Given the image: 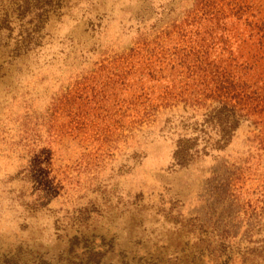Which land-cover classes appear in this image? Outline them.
<instances>
[{
  "label": "rangeland",
  "instance_id": "374dc122",
  "mask_svg": "<svg viewBox=\"0 0 264 264\" xmlns=\"http://www.w3.org/2000/svg\"><path fill=\"white\" fill-rule=\"evenodd\" d=\"M200 1L0 0V264H264V122L157 101Z\"/></svg>",
  "mask_w": 264,
  "mask_h": 264
},
{
  "label": "trees",
  "instance_id": "16d2710c",
  "mask_svg": "<svg viewBox=\"0 0 264 264\" xmlns=\"http://www.w3.org/2000/svg\"><path fill=\"white\" fill-rule=\"evenodd\" d=\"M200 2L197 13L188 16L187 31L202 46L220 33L237 62L221 67L205 59L190 66L188 58V76L175 67L169 71L162 66L170 81L164 92L158 93L157 101L165 109L183 102L192 118L202 117L204 124L218 134L234 130L250 117L259 120L260 128L264 122V83L260 85L264 81V0Z\"/></svg>",
  "mask_w": 264,
  "mask_h": 264
}]
</instances>
